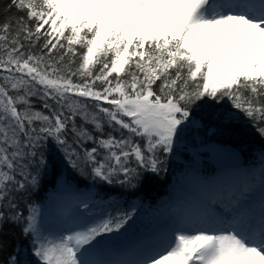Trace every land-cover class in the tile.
I'll list each match as a JSON object with an SVG mask.
<instances>
[{
	"label": "snow or ice",
	"instance_id": "snow-or-ice-1",
	"mask_svg": "<svg viewBox=\"0 0 264 264\" xmlns=\"http://www.w3.org/2000/svg\"><path fill=\"white\" fill-rule=\"evenodd\" d=\"M205 109L221 120L239 113L264 139V0H8L0 9V253L10 227L26 243L0 264H264L255 182L122 260L95 257L133 211L97 214L94 197L79 194L51 232L30 200L50 170L48 146L84 178L135 188L160 173L161 158L203 124ZM260 162L264 192V152Z\"/></svg>",
	"mask_w": 264,
	"mask_h": 264
},
{
	"label": "trees",
	"instance_id": "trees-1",
	"mask_svg": "<svg viewBox=\"0 0 264 264\" xmlns=\"http://www.w3.org/2000/svg\"><path fill=\"white\" fill-rule=\"evenodd\" d=\"M7 3L8 0H0V9ZM10 14L12 16L23 15V13H17L15 9ZM34 106L42 109V105L36 103L35 100ZM211 111V109H205L201 113L205 117L203 124L189 129L178 140L177 143L181 148L175 147L173 153L161 158L164 163L160 173L146 175L143 182L135 188L127 185L107 186L93 181L90 177L84 178L61 163L59 154L53 147L48 146L45 155L48 158L50 170L41 181L39 188L30 197V200L40 208L41 226L47 231L54 232L52 225L58 220V216L51 208L53 201L62 202L66 208L72 207L75 203V196L84 193L94 197L96 206L93 211L97 214L115 207L133 211V219L121 231L130 230L131 236L145 237L158 227L159 222L169 221V218L185 219L193 216L197 204L193 192L188 191L185 186L186 181L196 177L210 184L212 180L223 174L221 169L219 170L207 161L208 153L203 149L205 145L212 142L234 148L239 157L243 159L244 167L252 171L261 169L260 154L264 152V139H261L255 127L239 113H231L230 120H221L217 116L210 115ZM222 111L223 109L217 110V112ZM139 142L143 143V141ZM175 157H180L182 160L178 161ZM53 167L56 174L67 178V186L64 185L63 180L57 182L51 170ZM61 192L65 195L62 198L57 197V193ZM3 239L7 247L0 253V259H6L15 248L26 243L20 237L19 229L14 227L6 229ZM126 239V236H123L121 244ZM20 258L28 259L29 257L21 252Z\"/></svg>",
	"mask_w": 264,
	"mask_h": 264
},
{
	"label": "rangeland",
	"instance_id": "rangeland-1",
	"mask_svg": "<svg viewBox=\"0 0 264 264\" xmlns=\"http://www.w3.org/2000/svg\"><path fill=\"white\" fill-rule=\"evenodd\" d=\"M177 148H181L180 145L176 144ZM195 153V151L193 152ZM201 156V155H200ZM261 170V169H260ZM229 171H238V170H229ZM231 174L237 175L238 177L233 180L231 184L226 183L225 186H227L230 190V193H225L226 195L230 196V200H234L239 197L241 192L245 189L246 186L252 183H256V189L251 193L250 199H253V197L260 195L261 193L264 195V192H261L259 189V183H258V177L260 172H252L250 169H242L239 172H233ZM245 175L248 176V179H245ZM238 180V182H237ZM187 188L193 187L195 190L196 187L198 189H201V186H205L200 180H192V183H187ZM206 187H204L205 189ZM189 190V189H188ZM65 195L64 192L58 193L57 197L62 198ZM252 200V201H253ZM52 209L54 212H56L60 218H58V221L54 222L52 225V228L54 232H57L61 229L63 226L65 220L68 218L66 213L70 211L71 207L63 205L62 202L55 200L52 204ZM200 213L207 212L210 214L208 207L201 206L200 207ZM191 217V216H190ZM194 221V215L191 218H185L184 221L180 222V217L177 218H169V221L160 222V225L151 232L148 236H145L144 238L141 235H137L136 238L131 236V231L128 230L127 232L123 231L120 232V234H113L110 235L107 239V237L103 238L104 241H111L110 243H105V246L103 250L99 253V255L95 258L98 259H106V260H122V259H132L135 258V254L131 258H122V253L127 251L131 252L133 247L138 245H150L156 241L158 236H160L163 240L171 239L173 233L181 226H191L193 225ZM123 236H126V240L124 241V246L121 245V241H123ZM160 240V238H158Z\"/></svg>",
	"mask_w": 264,
	"mask_h": 264
},
{
	"label": "water",
	"instance_id": "water-1",
	"mask_svg": "<svg viewBox=\"0 0 264 264\" xmlns=\"http://www.w3.org/2000/svg\"><path fill=\"white\" fill-rule=\"evenodd\" d=\"M204 150L208 152V162L219 168H226L227 166L238 167L243 162L237 151L226 145L208 143L204 147ZM176 159L180 160V158Z\"/></svg>",
	"mask_w": 264,
	"mask_h": 264
},
{
	"label": "bare ground",
	"instance_id": "bare-ground-1",
	"mask_svg": "<svg viewBox=\"0 0 264 264\" xmlns=\"http://www.w3.org/2000/svg\"><path fill=\"white\" fill-rule=\"evenodd\" d=\"M243 161V159H241ZM245 179H248V176L245 175ZM228 203V201H225L224 203L220 204V205H217L216 208H215V211L214 212H217L219 211L220 208L226 206V204ZM214 212H210L211 213H214Z\"/></svg>",
	"mask_w": 264,
	"mask_h": 264
}]
</instances>
